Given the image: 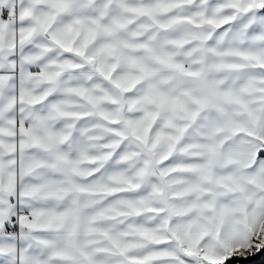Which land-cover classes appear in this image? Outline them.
Returning a JSON list of instances; mask_svg holds the SVG:
<instances>
[{
    "label": "snow or ice",
    "instance_id": "1",
    "mask_svg": "<svg viewBox=\"0 0 264 264\" xmlns=\"http://www.w3.org/2000/svg\"><path fill=\"white\" fill-rule=\"evenodd\" d=\"M264 252V0H0V264Z\"/></svg>",
    "mask_w": 264,
    "mask_h": 264
},
{
    "label": "trees",
    "instance_id": "2",
    "mask_svg": "<svg viewBox=\"0 0 264 264\" xmlns=\"http://www.w3.org/2000/svg\"><path fill=\"white\" fill-rule=\"evenodd\" d=\"M228 264H264V252L249 256L247 259L234 257Z\"/></svg>",
    "mask_w": 264,
    "mask_h": 264
}]
</instances>
